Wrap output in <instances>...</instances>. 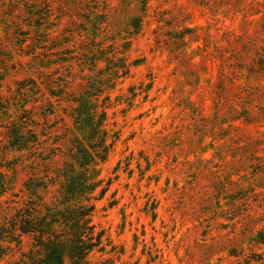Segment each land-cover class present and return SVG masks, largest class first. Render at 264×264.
<instances>
[{"label": "rangeland", "instance_id": "rangeland-1", "mask_svg": "<svg viewBox=\"0 0 264 264\" xmlns=\"http://www.w3.org/2000/svg\"><path fill=\"white\" fill-rule=\"evenodd\" d=\"M106 56L137 64L110 91L119 140L100 166L112 183L90 264H264V0H0V228L38 202L26 185L71 160L69 103L51 114L45 84L76 93ZM147 84L132 107L115 101ZM24 122L40 145L18 152ZM18 241L0 264L28 255L32 238Z\"/></svg>", "mask_w": 264, "mask_h": 264}, {"label": "trees", "instance_id": "trees-1", "mask_svg": "<svg viewBox=\"0 0 264 264\" xmlns=\"http://www.w3.org/2000/svg\"><path fill=\"white\" fill-rule=\"evenodd\" d=\"M141 23V17L132 20L131 28L134 33L139 32ZM123 48L126 52L128 47L124 45ZM96 60L94 59L92 66H95ZM98 60H104L105 69L87 85H79L81 89L76 93L72 91L67 94L65 91L70 89L71 83H65L63 89H53V81L45 84L48 96L42 94L41 98L52 109L51 114L55 113L56 107H60L62 102L69 103V111L66 112L73 125V129L69 130L71 160L54 171H50L52 166L49 163L44 178L46 182L43 180L26 185L29 194L35 196L38 202L30 197L26 206L0 228V263L6 256L4 251L10 250L1 243L11 244L16 240L20 243L22 236L32 238V248L28 255H23L12 264H90L91 254L103 249L104 232L96 230L93 216L96 203L104 199L112 183L110 179L105 181L100 178V166L108 161L119 140L115 123L109 124L108 110L112 107L110 91H114L121 84V80L130 74V67L137 63L127 64L125 57L106 56ZM151 89L152 84H147L141 86V93H138L135 86L129 87L128 95H119L115 101L132 107L139 95L145 93L148 96ZM22 111V119L30 114L25 107ZM25 124L17 125L9 133L10 146L18 152L29 151L40 145L39 135L35 130H29V136H25ZM11 170L16 172L15 168ZM51 174L55 177H50ZM1 179L0 196H3L12 187L6 182L4 174H1ZM56 187L59 189L51 191ZM39 190L44 194L41 195ZM54 192L60 195L56 197L54 194L56 202H45ZM261 236L259 233L258 242L264 244Z\"/></svg>", "mask_w": 264, "mask_h": 264}]
</instances>
